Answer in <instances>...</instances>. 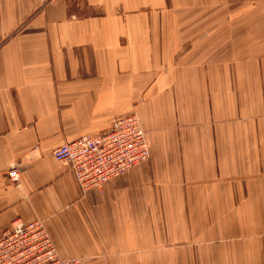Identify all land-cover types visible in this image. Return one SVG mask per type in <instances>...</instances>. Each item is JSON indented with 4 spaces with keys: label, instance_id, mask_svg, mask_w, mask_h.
<instances>
[{
    "label": "crops",
    "instance_id": "1",
    "mask_svg": "<svg viewBox=\"0 0 264 264\" xmlns=\"http://www.w3.org/2000/svg\"><path fill=\"white\" fill-rule=\"evenodd\" d=\"M132 112L149 161L84 193L54 151ZM18 219L80 264H264V0H0Z\"/></svg>",
    "mask_w": 264,
    "mask_h": 264
},
{
    "label": "built area",
    "instance_id": "2",
    "mask_svg": "<svg viewBox=\"0 0 264 264\" xmlns=\"http://www.w3.org/2000/svg\"><path fill=\"white\" fill-rule=\"evenodd\" d=\"M150 147L146 131L136 112L118 117L110 130L84 135L62 144L54 151L57 161L73 171L81 190L102 191L110 180L149 161ZM11 173L17 182L16 168ZM80 259L62 258L44 222L16 220L0 236V264H80Z\"/></svg>",
    "mask_w": 264,
    "mask_h": 264
}]
</instances>
